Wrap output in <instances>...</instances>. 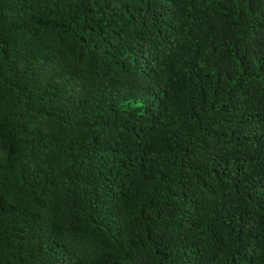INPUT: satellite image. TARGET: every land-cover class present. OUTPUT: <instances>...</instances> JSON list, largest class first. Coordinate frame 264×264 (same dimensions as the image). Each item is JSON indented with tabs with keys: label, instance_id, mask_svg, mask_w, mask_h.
<instances>
[{
	"label": "trees",
	"instance_id": "16d2710c",
	"mask_svg": "<svg viewBox=\"0 0 264 264\" xmlns=\"http://www.w3.org/2000/svg\"><path fill=\"white\" fill-rule=\"evenodd\" d=\"M0 264H264V0H0Z\"/></svg>",
	"mask_w": 264,
	"mask_h": 264
}]
</instances>
